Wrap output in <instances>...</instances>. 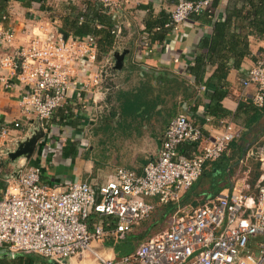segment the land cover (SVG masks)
<instances>
[{"label":"crops","instance_id":"obj_1","mask_svg":"<svg viewBox=\"0 0 264 264\" xmlns=\"http://www.w3.org/2000/svg\"><path fill=\"white\" fill-rule=\"evenodd\" d=\"M7 1V15L0 14V39L9 30L14 37L11 43L0 40V55H12L38 38L58 41L61 31L67 40L72 39V23L80 14L111 16L116 35L113 47L99 54L96 65L79 64L80 76L67 93L66 107L44 131L28 164L40 168L41 163L44 182L58 186L81 182L98 189L114 179L118 169L142 174L158 157L171 121L185 114L203 128L204 138L197 147L181 146V155L191 157L200 152L223 125L233 127L236 139L225 155L229 167L222 177L217 178L218 171L209 163L206 169L212 177L206 174L183 195L180 205H202L213 197L214 183L227 185L223 193L235 189L251 201L256 197L258 184H264L260 164L253 156L264 144V109L253 104L256 88L245 89L241 81L264 54V35L252 26L249 0H216V7L210 6L178 27L167 25L181 0H110L109 7L105 0ZM96 26L102 28L99 23ZM96 77L97 83L93 82ZM83 82L91 83L88 91H84ZM221 86L227 96L209 111L212 95ZM26 94L27 89L17 81L10 90L0 85V125L10 126L14 139L38 129L35 118L22 115L20 103ZM14 122H21L23 128L15 129ZM103 150L107 157L101 156ZM99 159L102 163L97 168ZM224 161L221 169H226ZM4 162L0 161V195L8 187L6 177L22 164ZM148 201L158 204L156 199ZM160 207L157 205L156 216ZM130 242H106L100 249L105 252L111 245L121 247ZM113 254L120 258L127 255Z\"/></svg>","mask_w":264,"mask_h":264},{"label":"built area","instance_id":"obj_2","mask_svg":"<svg viewBox=\"0 0 264 264\" xmlns=\"http://www.w3.org/2000/svg\"><path fill=\"white\" fill-rule=\"evenodd\" d=\"M105 2L112 6L110 0ZM210 5L211 0H181L167 27H178L202 15ZM13 37L9 30L3 38L11 43ZM98 60L94 36L66 42L38 38L12 55H0V85L10 90L17 81L25 87L22 115L40 119L46 130L55 114L66 107L67 93L80 76L79 64L84 61L91 68ZM93 82H98L97 77ZM241 83L245 89L256 88L252 101L262 108L264 54ZM82 84L84 91L91 87V83ZM13 125L23 128L21 122ZM203 138V128L181 114L169 124L158 157L142 174L118 169L115 178L98 189L81 182L47 184L40 168L28 166L19 179H6L8 187L0 195V250L58 262L82 255L96 264H264L263 183L258 184L252 201L233 189L178 217L181 209L187 208L180 205L183 195L201 179L209 163L231 150L236 134L231 125H223L200 152L191 157L181 155V146L195 147ZM13 139L11 127L1 124L0 158L5 157ZM253 156L264 178V144ZM148 199H156L158 206L178 205L173 222L130 254L119 259L107 255L100 249L106 242L126 241L141 223L153 217L157 205Z\"/></svg>","mask_w":264,"mask_h":264},{"label":"trees","instance_id":"obj_3","mask_svg":"<svg viewBox=\"0 0 264 264\" xmlns=\"http://www.w3.org/2000/svg\"><path fill=\"white\" fill-rule=\"evenodd\" d=\"M187 1H189V0H187ZM190 1H192V0H190ZM249 2L252 5V10L251 11H253L252 12V14H253L252 26H253L254 30L257 31V33L259 35H264V0H259L257 2H254V1L251 2V0H249ZM7 4H8L7 0H0V14L1 15H4V14H5L4 16L7 15V11H8V5ZM216 4L217 3H216V0H215L210 6L216 7ZM81 16H83V18H81V19H83L82 22H80V20H79ZM98 23L102 25L101 29L97 28L96 24H98ZM72 27H73V30H74L73 31L74 37L94 36L97 39H99V40H97L99 54H101L103 52H106L107 49L111 50V48L113 47V43H114L116 35L113 34V31H112L113 27H112L111 16H107L104 13L99 14V15L94 16V17H92L91 15L80 14L76 18L75 22L72 23ZM164 27H165V25H164ZM166 32H168V30H166ZM218 34L220 35V32ZM226 96H227V94L223 91V86L219 87L215 91V93L212 95V98H211L212 102L211 103H213V104L210 105V110L209 111H211V110L213 111V109L217 106V104L221 100H223V98H225ZM257 108H259V107H257ZM259 109L260 110L264 109V106L262 108H259ZM231 148H232V145H231ZM238 150H240V146L238 147ZM243 155H245V153H241V156H243ZM223 160H225L224 162H227L226 163V167H225L226 169H221L220 162H222ZM227 160L228 159L224 155L219 161L213 162L211 164L218 171L217 172V174H218L217 178L222 177V175L224 173V170L226 171L227 168L229 167L228 166V162L229 161H227ZM205 175L207 177H210V176L212 177L213 174L209 173L208 169H206V167H205L203 176L197 182L198 185L202 182V178ZM215 184L216 183H214L212 185V189H211V193L213 194L212 198H215V197L219 196L221 194V192L227 187V185L226 186L225 185L218 186L217 184L216 185ZM229 188H231V187H229ZM164 207L167 208V209L165 210ZM176 209H177V206L175 204L174 205H169V206H161L158 209L160 211L158 216H160L163 219V221H165L172 213L175 212ZM154 215H155V213H154ZM127 239H129V237ZM127 239H126V241L130 242V240L128 241ZM132 239H131V241H133ZM138 239H140V238H138ZM119 248L120 247L117 246L116 250L119 251L120 250ZM132 248L134 249V246H132ZM136 248H137V246H136ZM133 251L130 250L129 252H126V253L129 254V253H132ZM39 263L48 264V262L42 260L40 257L35 256V255H19V256H17L15 258L14 261H12L11 264H39Z\"/></svg>","mask_w":264,"mask_h":264},{"label":"water","instance_id":"obj_4","mask_svg":"<svg viewBox=\"0 0 264 264\" xmlns=\"http://www.w3.org/2000/svg\"><path fill=\"white\" fill-rule=\"evenodd\" d=\"M61 38L60 41L66 42L67 41V35L61 31ZM122 58V57H121ZM120 59V57H118ZM117 68H120V64L118 62ZM36 122L38 123V129L35 130L32 134H27L24 136V138L18 137V139H14L11 146L6 149L5 157L0 158V161L5 160L4 164H16L22 162L20 166H18L16 169H14V172L11 174L10 177H6V179H19L23 171L28 167V164L31 163L33 160L37 149L39 142L41 139L45 136V129L43 127V123L40 119H36ZM16 141V142H15ZM16 143L15 147L12 148V145ZM19 255H14L11 251L8 249H3L0 251V257L4 258H11L15 259ZM84 256L80 255L76 258H73L72 260H65L62 262H58L55 260H48L45 258H41L42 260L48 262V264H86L87 259H83ZM86 257V256H85ZM81 260V261H78ZM93 260V259H91ZM93 263L96 264V262L93 260Z\"/></svg>","mask_w":264,"mask_h":264},{"label":"rangeland","instance_id":"obj_5","mask_svg":"<svg viewBox=\"0 0 264 264\" xmlns=\"http://www.w3.org/2000/svg\"><path fill=\"white\" fill-rule=\"evenodd\" d=\"M49 125L45 131H48V129H50ZM57 132H58V129L55 128V133H57ZM102 149H106V147L102 148ZM103 151L104 152L101 153L102 154L101 156L107 157L108 156L107 150H103ZM53 161L56 162L55 160H53ZM101 163L102 162L99 159V162H97V164H96L97 168L100 167ZM40 165H41V163H40ZM40 165H39V167L41 169L42 167ZM182 207H184V206H182ZM190 208H192V206H189V208L181 209V213L178 215V217L184 216ZM174 215H175V213H172L165 221H163V219L160 216H156V213H155V215H153L152 219L148 220L147 222L141 223V225L138 228H136L132 234H130L128 236L129 237L128 240L133 238L132 239L133 241H131L129 244H124L123 246H121L119 248L120 249L119 251L116 250V247H113V245H111L113 248L108 247V251H105L106 254L110 255V254H113V252H115V255L126 254V252H129L131 250L132 246L136 247V246H138V244H140V243H142L148 239L158 237L162 232H164L166 230V227L170 226V224L173 222ZM138 238H140L143 241H139ZM113 257H114V254H113ZM114 258L119 259L120 257H114ZM14 260L15 259H11V258L6 257V258H3L1 260L0 264H11L12 261H14ZM78 261H81V260H78ZM86 261H87L86 264H94L93 260H91V259H87ZM39 264H41V263H39Z\"/></svg>","mask_w":264,"mask_h":264}]
</instances>
